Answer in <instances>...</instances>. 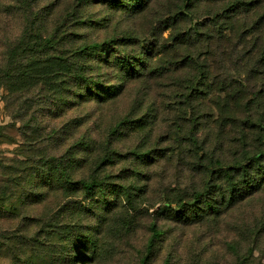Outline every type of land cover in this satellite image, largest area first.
<instances>
[{"label": "rangeland", "instance_id": "1", "mask_svg": "<svg viewBox=\"0 0 264 264\" xmlns=\"http://www.w3.org/2000/svg\"><path fill=\"white\" fill-rule=\"evenodd\" d=\"M24 1L0 0V184L26 148L70 155L74 182L106 142L118 154L98 168L101 187L61 179L46 199L20 198L28 218L2 217L0 230L37 232L34 217L56 215L60 244L69 236L72 258L82 254L74 264H264V131L247 124L264 102L238 114L222 93L264 77L248 75L264 65V0L236 11L234 0ZM28 19L52 42L21 44ZM93 43L105 45L89 53ZM153 224L161 235L148 251Z\"/></svg>", "mask_w": 264, "mask_h": 264}, {"label": "trees", "instance_id": "2", "mask_svg": "<svg viewBox=\"0 0 264 264\" xmlns=\"http://www.w3.org/2000/svg\"><path fill=\"white\" fill-rule=\"evenodd\" d=\"M241 3L242 2L238 0H234V2L231 3L232 10H238ZM22 4L28 5L24 0ZM231 8H229L230 11ZM31 21L30 19L27 20L21 44L29 45L31 50L35 51L38 46L44 47L52 42V35L48 37H43L42 34L36 35L37 32H35L33 22ZM262 28L264 29V25ZM34 35L36 36V39L30 42ZM104 45L105 44L101 43H93L85 45L84 47L85 50H88L89 53H92L101 50ZM247 57L251 56L248 54ZM260 57L264 64V52L260 51ZM131 59H134V56L131 57L127 54L124 56L123 54V61L130 62ZM192 59L193 58H191V60ZM241 59H245V57H242ZM5 66L6 67L3 70V76H5L4 79L9 81L11 68L9 63H6ZM240 67H243L244 69L249 68L246 66ZM262 68V70H251V73L248 75L253 74L251 75L253 77L264 76V65ZM78 78L80 83L83 82L84 84L89 85L93 83L95 85L94 89L96 90V93L98 90L102 91L104 88L101 78H96L93 76L87 81L84 77V74L81 73L78 75ZM260 81L261 83H256L250 80H240V83H237L238 85L234 83H228V86L227 84L222 85L224 87L222 93L226 95V100L224 102L227 104L232 103L233 110L238 114H241L244 111L248 114L252 109L251 102H264V77H261ZM247 83L249 86H247ZM107 97L108 96H105V98ZM250 117L251 118H249L247 121L249 122L247 123L249 127L259 128L260 131H264V118L261 116ZM122 124L123 121L119 122V125ZM116 130L117 128L112 131L114 132L112 135L118 134ZM53 134L54 133H51V135ZM242 135L244 138L246 137L245 131L242 132ZM102 148L104 149V152L102 155H99L100 157H97L98 160L95 163V169H93V172L90 174V176L88 178L78 179L76 182H74L72 179L74 171L71 168L73 163H75V160H70V155L68 157H65V155L61 157H49L45 155L46 153L40 152L39 148H26V152L24 154L25 159L23 161L16 159L15 162L18 165H8V167H4V172L1 173L5 178V182L4 184H0V219L2 217L4 220L15 217L28 218V216H23V213H21V211L18 209L21 208L19 205V201H21L20 198H22L23 202L28 200L30 203H32V201L29 199H46L50 193L56 192L58 189L56 185L57 183H60L61 179H64V185L67 184L68 189L74 188L77 186L76 184H80L81 188L87 191H93L95 188L101 187L102 181L100 179L101 176L98 172V168L107 162L111 163L113 160V155L118 154L117 151L112 150L110 147V142H106V145L102 146ZM132 154L138 158V150L133 151ZM142 154L149 156V152ZM65 159L68 161V163L65 162ZM251 159L255 160L257 157H253ZM76 162L79 163L80 161L77 160ZM22 164L27 166V172H25L26 174H24V178H21V173H19ZM0 165H2L1 159ZM232 168L234 167L223 166L219 169V172L225 174L228 177ZM134 173L138 174V171H135ZM19 187L20 191L22 189L23 192H21V194L15 198V195L19 191ZM243 191H239L240 193L238 192V195H244L245 192ZM25 193L26 195H24ZM235 193L236 191L234 190L232 196H234ZM200 194L201 195H198L199 197L206 196L202 193ZM172 210L179 214L176 208ZM56 218L57 216L54 215L50 218H47L46 221L44 220L45 222H42L41 218L36 219L34 217L33 219L36 222L34 224H38L37 221H39L41 223L40 226H43V228H40V231L37 232H33V229L21 231L20 228L0 230V251H4L0 254V257L4 259V263L0 262V264H74L78 262V256H82V254H78L75 256V258H72V248L70 245L71 239H69V236L67 239H63V242L60 244L59 229L55 225ZM31 226L32 224L29 227ZM152 227L153 234L151 242L148 245V251H151L154 240L161 235V232L157 228L156 224H153ZM80 238L90 239V236L84 235Z\"/></svg>", "mask_w": 264, "mask_h": 264}]
</instances>
